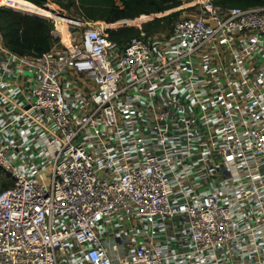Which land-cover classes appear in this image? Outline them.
Listing matches in <instances>:
<instances>
[{
    "label": "built area",
    "instance_id": "1",
    "mask_svg": "<svg viewBox=\"0 0 264 264\" xmlns=\"http://www.w3.org/2000/svg\"><path fill=\"white\" fill-rule=\"evenodd\" d=\"M186 6L41 54L0 25V264H264V5Z\"/></svg>",
    "mask_w": 264,
    "mask_h": 264
},
{
    "label": "trees",
    "instance_id": "2",
    "mask_svg": "<svg viewBox=\"0 0 264 264\" xmlns=\"http://www.w3.org/2000/svg\"><path fill=\"white\" fill-rule=\"evenodd\" d=\"M51 1L53 0H0V6H4L0 7V18L4 23L6 44L11 50L19 54L32 52L41 54L49 51L56 44L51 34L52 26L46 20L34 16H54L46 5ZM185 1L187 0H74V6L88 21L104 20L112 23L107 24L109 27L118 28L130 24V20L123 18H136L142 13L151 15L168 12L181 6ZM213 2L223 7H250L264 4V0H213ZM169 16L171 15L154 19L147 25L159 26ZM141 29L142 27H137L136 34ZM130 30H132L130 27L116 31L109 29L110 38L113 42H127L128 39L122 36Z\"/></svg>",
    "mask_w": 264,
    "mask_h": 264
},
{
    "label": "rangeland",
    "instance_id": "3",
    "mask_svg": "<svg viewBox=\"0 0 264 264\" xmlns=\"http://www.w3.org/2000/svg\"><path fill=\"white\" fill-rule=\"evenodd\" d=\"M192 2L193 0H187L181 6L170 9L168 10V12L165 11L162 13H154L151 15L142 13V14H139V17H136V18H132V17L123 18V19H128L131 22L129 25L119 26L118 28L109 27L107 24H112V23H109L104 20H96V21L84 20L82 18L83 15L79 13V11L76 9V6H74V0H53L49 4H47V6L50 8V10H52L54 16L53 17L36 16V17L46 20L47 23L52 26V29L54 28L53 19L57 21L62 17H64V19L65 18L70 19L71 27H74V37L77 40L82 34V32L89 27L103 26V27H107L108 29H111L114 31L120 28L130 27L132 28V30H130L127 34L122 36V38H125L126 40L127 39L130 40L132 37H135L138 35L136 34L137 30H135L137 29V27H142L141 30L149 33L150 35H152L156 31H159V32L164 31L167 34H170L176 22L180 20L181 18H183L184 16H187L189 12H191L194 9L193 6H186L187 4H191ZM261 5H264V4H261ZM254 6H258V5H254ZM0 7H4V6H0ZM167 15H171V16H169V18L164 19L160 23L159 26L156 25L155 27H151L147 25L148 22L154 19H157V18L166 17ZM74 21L75 22L80 21L81 24L79 26H75L76 24H73ZM0 25L4 27V23L1 18H0ZM60 28L62 29L63 33H65L66 25L63 24V26H60ZM141 30H139V32ZM11 183H12V180L2 171V169H0V191L7 188Z\"/></svg>",
    "mask_w": 264,
    "mask_h": 264
},
{
    "label": "crops",
    "instance_id": "4",
    "mask_svg": "<svg viewBox=\"0 0 264 264\" xmlns=\"http://www.w3.org/2000/svg\"><path fill=\"white\" fill-rule=\"evenodd\" d=\"M2 78V77H1ZM1 80V79H0ZM10 85L12 86L13 89L10 88L9 93H4L1 97H3V100L7 99V102L3 104V108H5V112L4 114H11L13 113V99L16 97L15 91L14 89L16 87H24L25 81L23 78H19V80L14 84L13 80H11ZM7 94H9V96H7ZM19 100H24V96L23 95H19ZM16 104H20V103H16ZM16 111H14L15 113Z\"/></svg>",
    "mask_w": 264,
    "mask_h": 264
},
{
    "label": "water",
    "instance_id": "5",
    "mask_svg": "<svg viewBox=\"0 0 264 264\" xmlns=\"http://www.w3.org/2000/svg\"><path fill=\"white\" fill-rule=\"evenodd\" d=\"M27 15L31 16L30 14H27ZM34 16H37V15H34Z\"/></svg>",
    "mask_w": 264,
    "mask_h": 264
},
{
    "label": "bare ground",
    "instance_id": "6",
    "mask_svg": "<svg viewBox=\"0 0 264 264\" xmlns=\"http://www.w3.org/2000/svg\"><path fill=\"white\" fill-rule=\"evenodd\" d=\"M50 17H53V16H50Z\"/></svg>",
    "mask_w": 264,
    "mask_h": 264
}]
</instances>
